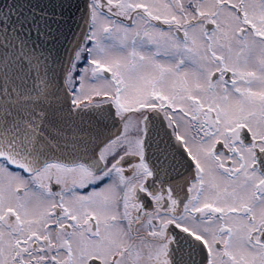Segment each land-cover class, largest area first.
I'll use <instances>...</instances> for the list:
<instances>
[{"label": "snow or ice", "instance_id": "1", "mask_svg": "<svg viewBox=\"0 0 264 264\" xmlns=\"http://www.w3.org/2000/svg\"><path fill=\"white\" fill-rule=\"evenodd\" d=\"M15 6L0 264H264V0H87L59 75Z\"/></svg>", "mask_w": 264, "mask_h": 264}, {"label": "water", "instance_id": "2", "mask_svg": "<svg viewBox=\"0 0 264 264\" xmlns=\"http://www.w3.org/2000/svg\"><path fill=\"white\" fill-rule=\"evenodd\" d=\"M14 2L16 6L12 11L20 17L21 22L30 23L33 19L36 20L42 35L37 39L33 31L32 38L45 51V54L50 52L58 61L55 66L59 75L62 64L67 61L73 45L81 37V30L84 29L87 0H72L70 12L67 10L66 3L65 10L62 12L60 0H0V8ZM24 31L27 32L28 28L25 27ZM111 131L115 132L117 128L112 127Z\"/></svg>", "mask_w": 264, "mask_h": 264}, {"label": "flooded vegetation", "instance_id": "3", "mask_svg": "<svg viewBox=\"0 0 264 264\" xmlns=\"http://www.w3.org/2000/svg\"><path fill=\"white\" fill-rule=\"evenodd\" d=\"M199 259V258H198ZM201 264H202V262H201Z\"/></svg>", "mask_w": 264, "mask_h": 264}]
</instances>
